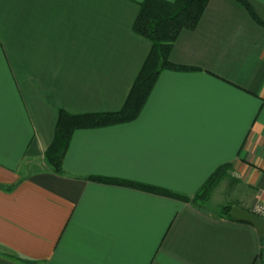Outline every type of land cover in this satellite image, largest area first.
<instances>
[{
	"label": "crops",
	"instance_id": "obj_1",
	"mask_svg": "<svg viewBox=\"0 0 264 264\" xmlns=\"http://www.w3.org/2000/svg\"><path fill=\"white\" fill-rule=\"evenodd\" d=\"M143 1L0 0V264H264V236L218 214L264 204V27L235 0L181 32L187 70L162 72L136 121L76 132L60 174L45 161L60 110L123 109L151 51ZM228 165L206 207L91 180L192 198Z\"/></svg>",
	"mask_w": 264,
	"mask_h": 264
},
{
	"label": "trees",
	"instance_id": "obj_2",
	"mask_svg": "<svg viewBox=\"0 0 264 264\" xmlns=\"http://www.w3.org/2000/svg\"><path fill=\"white\" fill-rule=\"evenodd\" d=\"M210 0H145L140 3L139 14L134 23L135 34L151 43L150 54L143 65L129 97L120 112L108 114L70 115L63 110L58 113L55 139L45 153V161L60 174L63 162L69 150L73 135L78 131L96 130L134 122L140 116L145 103L152 94L160 74L164 71H186L170 61L173 47L184 30L193 31L199 25ZM243 6L251 18L260 26L264 23L258 18L247 0H235ZM230 166L218 169L192 197H183L166 190L144 185L91 179L104 184H117L159 196L172 198L185 203L203 207L210 203L214 190L222 181ZM232 208L223 207L219 211L222 218L234 221L230 215Z\"/></svg>",
	"mask_w": 264,
	"mask_h": 264
},
{
	"label": "water",
	"instance_id": "obj_3",
	"mask_svg": "<svg viewBox=\"0 0 264 264\" xmlns=\"http://www.w3.org/2000/svg\"><path fill=\"white\" fill-rule=\"evenodd\" d=\"M232 219L239 223H245L254 227L260 238L264 236V219L255 215L253 212H249L239 208H233L230 212Z\"/></svg>",
	"mask_w": 264,
	"mask_h": 264
},
{
	"label": "rangeland",
	"instance_id": "obj_4",
	"mask_svg": "<svg viewBox=\"0 0 264 264\" xmlns=\"http://www.w3.org/2000/svg\"><path fill=\"white\" fill-rule=\"evenodd\" d=\"M229 175H230V176H229ZM227 177H228V178H229V177H232V175L230 174V172L228 171V169L226 170V174H225L224 178H223L222 181L219 183V185H220L221 183H224V184H222V188L225 186L226 183H229V181H230ZM219 185L216 187V189L214 190V193H213V194H215V195H214V201L212 200V198H211V201H210V203L213 202V205H214V204L217 205V204H221V203H222V202H220V200H219L220 198H219V195H218V194H219V193H218V187H219ZM222 190H224V189H222ZM212 197H213V195H212ZM223 197H224V196H222L221 199H223ZM210 203H208V204L205 205L204 207L208 206ZM212 210H213V209H212ZM219 210H220V209H219ZM214 212H215V211H214ZM215 213H218V212H215ZM218 214H219V213H218Z\"/></svg>",
	"mask_w": 264,
	"mask_h": 264
},
{
	"label": "built area",
	"instance_id": "obj_5",
	"mask_svg": "<svg viewBox=\"0 0 264 264\" xmlns=\"http://www.w3.org/2000/svg\"><path fill=\"white\" fill-rule=\"evenodd\" d=\"M252 212L260 218L264 219V204L256 206V208Z\"/></svg>",
	"mask_w": 264,
	"mask_h": 264
}]
</instances>
